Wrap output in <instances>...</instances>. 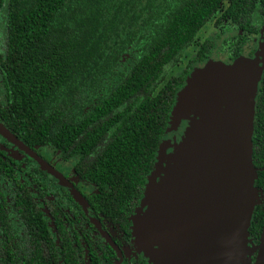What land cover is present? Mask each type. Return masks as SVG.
<instances>
[{"label": "trees", "instance_id": "obj_1", "mask_svg": "<svg viewBox=\"0 0 264 264\" xmlns=\"http://www.w3.org/2000/svg\"><path fill=\"white\" fill-rule=\"evenodd\" d=\"M261 2L7 0L0 87L11 105L8 123L31 144L77 157L83 177L109 199L104 211L129 214L143 198L192 70L181 69L195 37L222 6H232L229 12ZM214 46L208 39L200 51ZM256 104L254 144L260 134L264 139V77ZM256 152L261 159L264 150ZM263 178L259 172L255 186ZM263 221L257 206L249 228L256 243Z\"/></svg>", "mask_w": 264, "mask_h": 264}, {"label": "water", "instance_id": "obj_2", "mask_svg": "<svg viewBox=\"0 0 264 264\" xmlns=\"http://www.w3.org/2000/svg\"><path fill=\"white\" fill-rule=\"evenodd\" d=\"M258 61L210 60L177 93L137 208L135 235L146 246L159 245L158 264H253L255 255L254 264H264V228L260 243L248 245L261 203L253 162Z\"/></svg>", "mask_w": 264, "mask_h": 264}, {"label": "flooded vegetation", "instance_id": "obj_3", "mask_svg": "<svg viewBox=\"0 0 264 264\" xmlns=\"http://www.w3.org/2000/svg\"><path fill=\"white\" fill-rule=\"evenodd\" d=\"M6 2L0 0V55L5 51ZM231 7L222 6L202 29L203 33L200 30L195 37L187 53V64L181 69L192 65L187 78L196 67H202L210 60L220 59L217 61L231 64L245 57L260 61L263 80L264 0L260 6H234L228 12ZM210 24L216 28L215 38L205 36ZM208 39L215 42L214 49L209 54L201 53L200 49ZM218 39H221L220 46L217 45ZM216 53L218 57H215ZM0 84H3L1 72ZM258 97L259 94L257 100ZM10 109V101L2 85L0 264H64L66 258L74 264H158L159 258L155 261L153 253L156 257L159 245L146 246L135 235V228L139 227L137 217L142 212H137V208L141 206L142 199L129 214L126 211L114 214L104 211V200L109 199L92 180L83 177L77 168V157L64 159L59 150L31 144L29 139L22 138L18 128L14 129L8 123ZM187 122L175 133L178 140ZM256 140V144L253 142L254 151L264 150L261 134ZM253 162L259 178V172L264 171V153L261 159H257V152L256 157L253 153ZM259 181L260 185L256 187L260 190L261 203L257 206L264 211V178ZM252 241L256 245L260 243ZM252 260L254 264L256 255Z\"/></svg>", "mask_w": 264, "mask_h": 264}, {"label": "rangeland", "instance_id": "obj_4", "mask_svg": "<svg viewBox=\"0 0 264 264\" xmlns=\"http://www.w3.org/2000/svg\"><path fill=\"white\" fill-rule=\"evenodd\" d=\"M202 33H203V30H202L201 34ZM205 36H206V38H215V36H216V28H215L214 24H210L209 25V27L206 29ZM220 43H221V39H218L217 40V45L220 46ZM218 56H219V54L216 53L215 57H218ZM217 60H220V59H215V61H217ZM185 61H187V57H186ZM178 72L179 71L177 70L175 74H177ZM169 136H170V134H169ZM249 240H252V239H250V237H249ZM251 242L252 243H249L248 245L250 247H253V246L255 247V243L253 241H251Z\"/></svg>", "mask_w": 264, "mask_h": 264}]
</instances>
